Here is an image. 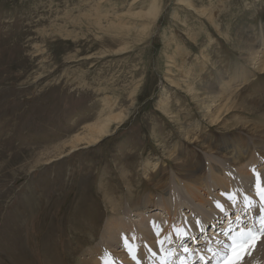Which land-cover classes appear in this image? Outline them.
Here are the masks:
<instances>
[{"label": "rangeland", "instance_id": "374dc122", "mask_svg": "<svg viewBox=\"0 0 264 264\" xmlns=\"http://www.w3.org/2000/svg\"><path fill=\"white\" fill-rule=\"evenodd\" d=\"M154 3L158 16H149ZM249 27V35L264 32V0H0V264H79L100 242L108 219L118 214L113 205L120 203L124 216L130 200L151 196L150 215L156 214V204L168 195L144 178L149 158L167 168L173 188L184 190L173 179L174 165L167 164L168 143H181L202 158L208 195L219 194L224 180L213 168L218 159L185 142L174 122L187 117L193 125L202 117L182 85L179 67L188 60L198 73L209 57L204 77H216L218 61L236 71L243 63L237 43ZM108 98L116 101L115 113L127 114L124 121L97 146L59 155L60 146L100 117ZM235 98L229 102L238 111L249 106L244 103L249 98L252 105L264 100V74ZM166 99L173 101V114L160 104ZM200 125L192 132L200 142L205 135L228 132L213 129L208 120ZM230 174L226 181H242ZM128 177L134 191L126 186ZM224 187L230 209L231 190ZM188 200L185 195L183 205L202 209ZM183 209L188 232L193 216ZM127 237L135 240L131 233ZM245 258L244 264H264V241Z\"/></svg>", "mask_w": 264, "mask_h": 264}, {"label": "bare ground", "instance_id": "6f19581e", "mask_svg": "<svg viewBox=\"0 0 264 264\" xmlns=\"http://www.w3.org/2000/svg\"><path fill=\"white\" fill-rule=\"evenodd\" d=\"M158 12L159 6L157 3H154L148 9L147 14L149 16H158ZM215 16L212 10L210 17L214 23H216ZM251 28H248V31L238 40V43L235 41L238 45H242L239 58L243 62L238 65L239 68H236V71L230 72L225 70V68L218 66L221 62L218 61L217 64H214L216 77H204L206 75L205 72H207L206 70L209 69L208 64L211 62L209 57L204 58L201 66L198 64L200 68L198 73H193L194 65L189 69L188 64H186L188 60H185L183 65L179 67V78L183 81L182 85L187 89L188 94L194 97L202 117L200 118L201 120L199 118L198 121L194 120L193 125L190 124L187 117H176L174 122L179 126L178 134H182L183 137L185 136V142L201 146L203 150H206L211 155H215V158L218 159L219 165L216 163V165H213V168L218 172L220 178L224 180L221 194L216 193L217 195L215 194V196L208 195L207 190H210V186L207 184L205 165L201 160L202 158L199 160L196 155H190L181 143H174L171 146L168 143L166 150L169 162L167 164L169 167H171L170 163L174 165L175 178L173 179L175 182L181 183L185 191H181L180 188H173L168 181L167 168L163 167L158 161L154 162L149 158L144 165L143 176L152 182V185L162 192L163 195H168V197L164 196L163 200L160 198V203L156 202V205L160 209H155L157 213L153 214L154 216L150 215L151 211L149 210L151 205L154 204L151 196L130 200L128 208L126 207V215L124 214V216H121L122 213H119L123 208L120 203V206L113 205L112 210L118 207L116 211L119 215L115 214V217L108 219L102 230L100 242L94 247H89L84 252V257L79 264H152L153 261H157L160 264L164 253L170 248L178 247V243L181 241V239L177 238L174 229H184L188 233L185 228V226L187 228L188 226L184 225L187 222L184 223L187 217L185 212L182 211L186 206L183 205V202L186 201H183L185 195L189 198L188 201L192 198L203 210L207 211L203 212L202 209L191 207L190 204L186 206L185 209H189L190 211L188 212H192L191 216H193L192 221H189L193 227H190L192 229L189 231L190 233L201 231L200 226L205 227L214 216L219 214L220 209L217 207L218 204L224 208L225 212L229 210V207H227L228 201L223 198L226 194L224 186L227 184L231 190L229 197L235 194V192L242 193L243 202L240 203V208H243L245 204L244 197L249 193L247 189L251 187L244 188V185L248 186L250 179L256 177V172L264 174V168L261 171L256 170L255 172L251 169L252 165L254 167L255 162L264 165V100L252 105L253 100L249 98L248 101L244 102L249 104V106L243 111L233 110L234 105L229 102V100L236 102V94L246 85L253 84L260 75L264 74V32H261V35L258 37L249 35V31H252ZM197 79L202 82V87ZM165 94L167 93H163L162 96ZM197 95H203L202 99L199 98V100ZM107 100L109 102L103 103L99 108L100 117L94 123L84 126L85 130L82 133L76 134L69 142L60 146L59 155L65 151L69 152L68 155H72L77 151L97 146L111 136L113 126L121 124L127 117V114L123 112L115 113L116 101L111 98ZM160 104L166 114H173L172 111H175L172 99L161 100ZM230 114H233V123L230 121ZM204 120H208L211 124L210 127L213 129H215L214 126L217 128L222 127L228 132L223 135H205L206 139L200 142V137L192 134V132L198 131L201 127V122ZM156 133L154 132V134ZM166 141L164 142L166 143ZM177 152L181 156L176 155ZM256 153L260 156L257 160L254 159ZM183 155H187V157L183 159ZM231 168L237 172L234 173ZM229 173H231L229 176L234 175V178L235 175H240L242 181L237 182L236 185L230 184L235 181H228V179L226 181L225 177L228 178ZM239 179V177H236L233 180ZM126 186L130 191L135 189L133 181L129 177L126 181ZM227 192L229 193V190ZM182 197L183 200H181ZM249 198L251 201L255 200L257 195L253 193L249 195ZM193 202L192 204L195 203ZM229 204L232 206V203L229 202ZM259 204L260 200L258 199L255 202L256 207L250 206L253 218L257 222L260 221L258 219V212L261 210ZM180 206H182V209ZM185 209L183 210L185 211ZM133 216L135 217L134 219ZM248 218L250 219V216ZM165 220L168 221L169 225H165ZM172 220L173 223L171 224ZM174 220L179 222L177 223ZM243 220L246 221L245 219ZM174 222L178 225H174ZM154 225L158 227H154ZM149 228H151L152 232L149 231ZM157 231H160L159 236L156 235ZM127 233H131L135 237V240H127ZM166 237H171V240H166ZM161 241H163V244H161ZM109 242L112 243L110 244ZM121 242L126 245V248L124 246L125 251L119 253L115 249L121 245ZM108 243L110 244V248L115 247V249H112L113 251L111 250L112 252L109 250L107 252L105 249L108 246L105 245ZM133 257L136 258L133 259ZM116 258H121V261H117ZM115 260L117 263H112Z\"/></svg>", "mask_w": 264, "mask_h": 264}, {"label": "snow or ice", "instance_id": "6c2138e0", "mask_svg": "<svg viewBox=\"0 0 264 264\" xmlns=\"http://www.w3.org/2000/svg\"><path fill=\"white\" fill-rule=\"evenodd\" d=\"M255 188L256 195L259 197L261 202V209L264 210V181H262L261 176L258 172L255 173ZM233 204L236 203L235 194L229 197ZM245 206H251V200L248 195H245ZM221 212L224 211V208L221 205H217ZM239 220V217H237ZM259 230L255 228H248L246 231H241L235 236H232L231 244L225 246V251L223 253L221 264H243V261L246 255L251 254V250L255 247L256 241L264 238V219L259 221ZM154 227H158L154 225ZM178 239H188L187 233L184 229H174ZM156 235H160V231L156 232ZM166 240H171V237H166ZM163 244V241H161ZM187 252L188 250L185 249ZM220 253H214V255H219ZM136 257H133L135 259Z\"/></svg>", "mask_w": 264, "mask_h": 264}]
</instances>
